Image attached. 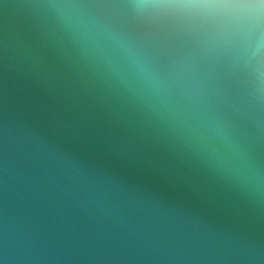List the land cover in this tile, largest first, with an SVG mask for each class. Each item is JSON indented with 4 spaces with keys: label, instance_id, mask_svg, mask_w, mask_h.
I'll list each match as a JSON object with an SVG mask.
<instances>
[{
    "label": "water",
    "instance_id": "95a60500",
    "mask_svg": "<svg viewBox=\"0 0 264 264\" xmlns=\"http://www.w3.org/2000/svg\"><path fill=\"white\" fill-rule=\"evenodd\" d=\"M0 264H264V0H0Z\"/></svg>",
    "mask_w": 264,
    "mask_h": 264
}]
</instances>
